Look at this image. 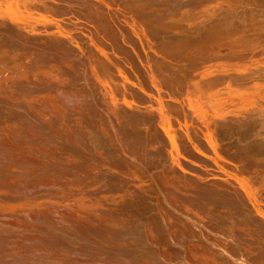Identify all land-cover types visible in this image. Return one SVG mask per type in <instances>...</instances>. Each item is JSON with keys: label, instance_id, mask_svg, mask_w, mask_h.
Returning a JSON list of instances; mask_svg holds the SVG:
<instances>
[{"label": "bare ground", "instance_id": "6f19581e", "mask_svg": "<svg viewBox=\"0 0 264 264\" xmlns=\"http://www.w3.org/2000/svg\"><path fill=\"white\" fill-rule=\"evenodd\" d=\"M223 1L192 0L191 4H198L199 8L187 9L183 17L185 24L153 20L162 38H168L172 44L170 49L179 53L178 59L185 55L176 64V71L182 68V73L180 71L175 80L171 78L168 81L184 86L193 78L196 81L193 84H205L211 89L210 81L217 83L216 79H227L233 73L228 75L221 70L214 71L218 60V63L213 62L216 65L211 68L214 57L212 59L203 54L207 51L205 47L201 50L203 37L205 34L212 37L232 36L238 25L253 21L257 14L264 15V0H243L241 10L237 6L227 7ZM125 3L127 7L131 5L130 0ZM246 4L256 6L247 8ZM258 24L254 26L263 27L264 19ZM13 26L7 30L11 32ZM64 34L61 28L45 36L38 34L45 43L34 45L22 35L6 36L4 21L0 19V201L2 199L5 203L1 205L0 202V264H247L242 261L264 264V214L252 208L253 200L248 197L240 181L222 169H233L254 185L257 191L264 187V172L247 168L241 174L236 167L239 162H235L229 152L231 144L223 142L237 129H252L250 133L245 131V134L250 138L255 137L254 146H236V149L241 157L250 156L249 160L244 161L247 165L253 162L263 167L264 157H251L264 153V95L254 98L253 93V100L249 99H256L255 102L251 101L244 108L242 105L237 107L238 102L230 106L206 97L201 104H195L196 110L191 112L194 118H197L196 113L202 115L206 112L212 120L210 129L222 128L219 129L221 132L215 146L217 157L211 153L220 164L216 168L214 164H208L216 171L213 172L215 178L208 181L200 179L205 174L201 168L192 176L185 171V166L189 165L174 150L171 155L176 157L178 164L164 169L162 163L165 158L153 159L151 155L154 151L147 139L151 135L130 120H153L150 129L158 134L163 131L167 133L164 126L154 121L164 112L165 104L163 106L157 101L149 113L143 112V109H133L130 125L127 120L118 125L112 118L114 115L108 114L105 109H98L105 103V95L93 87L86 71L80 68L81 62L71 55L69 49H59L57 38ZM114 35L122 41V32ZM125 36L127 38V34ZM49 46L55 47L54 50L50 51ZM187 49L194 52L199 49L200 53L203 51V56H196L195 52L196 58L193 60L186 55ZM29 54L32 55L28 57ZM219 57L221 61L224 60L222 55ZM188 58L192 59L189 60L191 67L199 68L194 77H190L191 73L186 71V66L190 64ZM106 61H113V56ZM254 62L256 64L252 67L235 70L242 75H237L240 81L252 78L248 76L255 73L254 77L264 82V55ZM102 64L106 65V62ZM28 74L30 81L25 82ZM150 74L146 76L149 84ZM157 76L160 82L167 81L163 75ZM261 81L256 85L261 86ZM110 83L114 90L112 72L108 80ZM253 87L250 89L253 90ZM240 90V94H243ZM236 94L230 100H238L239 92ZM98 102L101 105L97 107ZM99 110L103 111L101 115H97ZM71 111L79 115L78 121L75 119L71 123ZM13 121H17L19 126L16 123L14 128L11 124ZM76 123L90 131L78 133L80 129L77 128L71 133V125L76 129ZM197 129L192 128V132L196 134ZM175 134L179 139L178 133ZM197 136L201 138L200 134ZM204 146L215 150L206 143ZM166 148L160 146L157 150L165 151ZM180 150L196 156L189 147H180ZM221 150L225 151L224 154L219 153ZM234 157L237 155L234 154ZM64 182L72 187L64 185ZM181 188L183 191L178 190ZM105 195L108 200L116 198L110 203L104 199ZM84 196L102 204L101 207L105 209L90 211L81 204L86 198ZM5 198H11L15 203ZM244 231L253 234L254 239L258 238V242H253L254 246L251 243L253 239L245 241ZM16 235L21 239L18 240ZM83 235L92 236L98 244L106 246L97 247L101 249H97L100 251V254H96L97 260L78 258L86 259L91 255L88 253L92 252L85 251L88 244L84 246L85 249L82 248L84 252L82 249L72 252ZM250 235L247 236L251 238ZM74 238L79 241L76 240V243ZM82 241L81 244L85 242ZM71 243L75 245L73 249ZM92 243L89 247L94 248ZM15 247L19 251L14 250ZM107 257L120 259L108 262ZM123 257L128 260H123Z\"/></svg>", "mask_w": 264, "mask_h": 264}, {"label": "rangeland", "instance_id": "374dc122", "mask_svg": "<svg viewBox=\"0 0 264 264\" xmlns=\"http://www.w3.org/2000/svg\"><path fill=\"white\" fill-rule=\"evenodd\" d=\"M130 1L131 5L127 7L125 3L126 0H0V19L4 21V34L6 36L17 37L22 35L23 37H27L30 44L40 46L45 43V40L43 38H40L38 34H41V36H45L52 31L57 32V30H60L61 28L62 31L65 32V34L59 35L57 38L59 49L61 51H66L67 49H69L71 51V55L75 56L76 60L81 62L82 65L80 68H83V72L86 71L85 73H87L86 75L88 77V80L93 83V87L95 89L97 87V90L99 89V92L102 91L100 93L105 95L103 96L106 98V101L104 104L102 103L103 107L100 106L101 104L98 102L97 107L100 106L98 107V109H105L104 111H106L108 114L114 115V117L112 118L118 125H120L122 121L126 122L127 120L128 122L130 120L129 118L133 116V109H137L140 111L144 110L143 112L149 113L152 109H154V104L157 101L162 105L165 104V106L163 105L164 112L160 113L158 119L154 121L155 123L164 126L167 133H164L165 131H163L162 134H158L155 133L153 129H150V127L153 126V120L134 118V120H130L131 122L133 121L136 124L138 123L140 127L145 128V133L147 135H151L147 139L150 142L148 143L149 147H151L154 151V154H151L153 155V159L165 158L163 160L164 162L161 161L163 162V168L165 169L169 166L172 167L173 165L178 164L176 157L174 155H171V152L174 150L179 157L183 158L184 163L186 165H189V167L187 166L188 168L185 166V171L194 176V173L197 172L199 168H201L205 172V174H202V176H200V179L207 181L212 180L213 178H215L213 172L216 171L212 170L208 166V164H214L215 168L220 164L214 156L217 157V149L215 146L218 143V135L221 132V130L219 129L222 128L219 127V129H210V121L212 120L210 119V115L208 113L204 112L202 115L196 113L198 118L197 119L191 115V112L196 110L195 104H201L206 98H215L218 102H226V104L230 106L237 105L236 102H238L237 107L239 105H242L241 107L244 108L246 104L250 103L253 100V97L258 98L264 95V93H262V91H264V88H261V86L264 85V82H262L258 77H254L255 73H252V75L248 76L252 78L242 79V81H240L241 78L239 79L237 75L241 77L242 75L240 72L235 71L241 70L245 66L247 68H249L250 66H254L256 64L254 61L264 55V26L261 28L254 26V24H258L260 20H262L263 22L264 15L257 14L258 18L256 15V18H254L253 21H248V23H246L245 25H238L237 27H235L233 35L228 38L218 35L212 37L205 34L201 47V50L204 47L206 48L205 50L207 51H204V53L203 51L200 53L199 49H196V54L194 51L187 49L186 55L191 56L193 60H195L196 56L202 57L203 54H205V56H211V58L214 57V59L212 58L213 61L210 60L211 63L213 64V62H219V64H217L218 66L216 64L212 65V69L216 65V67H214L213 69L214 71L218 72V70H221L228 75L229 73L233 72L231 73V75L233 77L235 76L236 78H233L230 75V77L228 76L227 78L228 82H226L227 79H223L221 77L218 79L223 80L218 81V79H216L217 83H214V81H210L211 89L207 88V85L201 84L199 82H197L199 84H193L196 83L193 78L189 79L190 82L187 83V85L180 86L177 85L176 82H171V80H175L174 77H177V75L180 74V71L182 73V68L176 71L178 65L177 61L179 62L183 60V57L185 55H183L182 57L180 56L181 58L178 59L179 53L170 49L172 44L169 43V39L162 38L161 33L159 32L160 29L158 27H155L152 22L154 19H159L162 22L168 24H185V20L183 17L187 9H197L199 8V5H192V0ZM210 1L216 2L218 0ZM223 2L224 4H226L225 6L229 8L231 6H237V8L241 10L240 6L242 5L243 0H224ZM245 6L247 8H250L256 5L246 4ZM58 10L61 12H59ZM260 15L262 17H260ZM14 17L18 19H13ZM6 18L7 23L5 22ZM29 19H36V21L28 22ZM258 25L262 26L260 24ZM10 26H13V30H11V32L7 30ZM64 27H66L67 30L64 29ZM43 31L45 34L43 33ZM120 32H122L123 35L122 41L117 40L114 35L119 34ZM126 34L127 38L125 36ZM54 48L55 47L53 46L48 47L50 51L54 50ZM220 51L222 53H219ZM223 51L224 53L225 51L227 53L224 54ZM228 53L235 58L230 59L232 57H230ZM194 54H196V56ZM219 54H221L222 58H224L223 61H221V57H219L221 55ZM31 55L32 54H29L28 57ZM224 55H228L229 58H227L228 56L224 57ZM112 56L113 61H106ZM218 57L220 60L218 59ZM192 59L188 58L187 60L189 62V60L192 61ZM229 59L231 61H229ZM232 60H234V63ZM103 61L106 62V65L102 64ZM165 61L167 63L163 65L162 63ZM188 62L187 64H190L186 66V71L188 73H191L189 74L190 77H194L197 74V70L199 68L191 67V62ZM220 62L223 63L220 64ZM178 71L179 73H177ZM234 71L236 74L234 73ZM110 72L113 73L114 90H112V84H108V80L110 79ZM237 72L239 74H237ZM147 73H151L148 76L150 78V84L146 82ZM157 74L163 75V78H166V82L168 84H166V82H160ZM57 77L59 78V76ZM229 78H232V80H229ZM168 79L171 80L168 81ZM237 80L243 83H239ZM28 81H30L29 74L25 82ZM235 81H237L238 83H236ZM260 81L262 82V84L260 83L261 86L259 84L256 85V83H259ZM170 82L177 86L174 87L172 84H169ZM212 82L214 84H212ZM229 83L230 85L228 86ZM145 85H148V88L145 87ZM212 85L214 86L212 87ZM259 86L260 88L257 89ZM249 87H253L254 91ZM103 88L104 90H102ZM244 88H249L250 90H246ZM224 89H226L227 91H225ZM240 89H242L243 94L245 93L246 100L244 99L245 96L243 94H240ZM237 91L239 92V97H242V100L237 96L238 100L234 102V100L230 99L236 97ZM196 92L197 94H194ZM191 93H193L194 95H191ZM187 97L192 100H187ZM249 98L252 100H250ZM255 100L256 99H254V101L252 102H255ZM241 101L243 103H241ZM102 113L103 111L100 112L99 110L97 115H101ZM78 117V114L71 111V123L75 119L76 121H78ZM135 120L137 122H135ZM130 121L128 125H130ZM138 121L141 123H139ZM16 123L17 125L19 124L17 121H13L11 123L14 128ZM75 127L76 129H74V127L71 125V133H74L77 128L80 129L79 131L77 130L78 133L90 131L89 129H85V127L79 123H76ZM192 128H198L196 134L192 132ZM251 130L252 129L248 128L237 129L236 133L231 134L229 137H225V140L223 141L231 144L229 145L228 149L232 154L233 160L235 162H239L238 164H236V167L241 174L243 171H247V168H257L259 173L264 172V165L263 167H261L259 163L253 162L247 165L244 161L249 160L250 156L241 157L240 151L236 149V146L248 148L254 146L253 140L255 139V137L250 138L245 134V131L247 133H250ZM10 132L11 131H9V133ZM176 132L180 137L179 139L175 134ZM11 133L13 134L14 132ZM14 134L16 135V133ZM199 134L201 138L197 136ZM166 141L169 142L168 145H166ZM34 142L38 143V141ZM204 143L209 146H213L215 150L211 151L207 146H204ZM160 146H163L164 148L167 147L165 150L166 152L157 150ZM180 147L185 149L189 147L196 154V156L186 154L183 150H180ZM224 152L225 151L222 150L219 151V153L221 154H224ZM167 153L168 155H170L169 157H167ZM211 153H213L214 156ZM234 154L237 155V157H234ZM258 157H264V153L256 157L252 156L251 158L257 159ZM201 159L204 160L202 161ZM205 160L207 161V163ZM233 167H235V165H233ZM222 169L224 170V172H226L227 170V174L240 181L243 189L247 192L248 197L253 200L254 207L252 206V208L263 215L264 187H262L261 190L257 191L254 185H252L245 178H241V176L235 173L233 169ZM197 175H201V173ZM61 183L62 182H59L58 184ZM63 184L66 185L65 182ZM66 186L70 185L67 184ZM178 190L183 191L182 188L181 190ZM107 197L108 196L105 195L104 199L108 200ZM115 198L108 200V202L113 203ZM5 200H8V202L12 201L11 198V201L9 200V198H5ZM237 201L238 203H240L239 199H237ZM0 202L1 205L5 204L2 199ZM11 203L13 204L15 202L12 201ZM6 204H8L7 201ZM81 204L87 206L88 209L92 212L97 211L99 208L105 209L104 206L101 207L102 204L92 201L89 197H86L84 200H82ZM221 212H223V209H221ZM245 234V241L250 242L253 239V241L251 242L253 246V242H258L256 240L258 238L254 239L253 234L250 235L248 234V232H245ZM19 235L21 236V234ZM247 235H250L251 238ZM15 237L17 238L18 235H16ZM247 237L250 238V240ZM254 237H256V235H254ZM93 238L94 237L92 236L90 237L87 235H83V237H80L79 240L81 242H83L82 240H84V243L81 244V242H78L79 244H75L73 242L76 245H74L75 247L72 246L73 243H71L72 249L74 247L72 252H75V249H77L78 251L82 248L85 249L86 247L84 248V246L88 244L87 248L90 250L86 248L85 251H87V253L92 252L88 253L89 255L91 254L90 256L92 257L86 256V259L85 257H78L80 260L84 259L88 261H95L97 260L96 256H98L96 254H100L98 252L101 251V249L97 247H106L105 245H101L100 243L99 246V244L95 240L96 238H94V241ZM19 239H21V237H18V240ZM90 242H94V244L92 243V245H94V248L96 250L100 249V251H96L93 247H89L91 245ZM78 245L81 246L78 247ZM111 246L114 245H110V247ZM107 247H109V245H107ZM15 249L17 250L18 248L15 247L14 250ZM94 250L96 252H93ZM17 251H19V249ZM101 253L103 254V252ZM94 257H96V259ZM119 257H115L112 259H110L111 257H107L106 260L108 262H116V260L119 261ZM123 258V260H125L126 257ZM242 262L251 264V262L249 261Z\"/></svg>", "mask_w": 264, "mask_h": 264}]
</instances>
